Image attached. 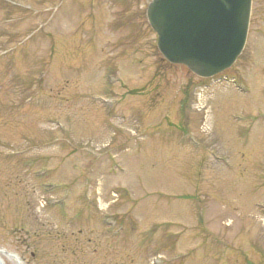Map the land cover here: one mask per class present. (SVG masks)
I'll return each instance as SVG.
<instances>
[{"label": "rangeland", "instance_id": "1", "mask_svg": "<svg viewBox=\"0 0 264 264\" xmlns=\"http://www.w3.org/2000/svg\"><path fill=\"white\" fill-rule=\"evenodd\" d=\"M17 1L34 11L0 10L3 264H264V0L217 82L162 58L150 0Z\"/></svg>", "mask_w": 264, "mask_h": 264}, {"label": "water", "instance_id": "2", "mask_svg": "<svg viewBox=\"0 0 264 264\" xmlns=\"http://www.w3.org/2000/svg\"><path fill=\"white\" fill-rule=\"evenodd\" d=\"M252 0H153L147 17L171 63L202 78L230 68L242 53Z\"/></svg>", "mask_w": 264, "mask_h": 264}, {"label": "trees", "instance_id": "3", "mask_svg": "<svg viewBox=\"0 0 264 264\" xmlns=\"http://www.w3.org/2000/svg\"><path fill=\"white\" fill-rule=\"evenodd\" d=\"M1 1V0H0ZM3 4V3H2ZM8 7H10V5H8ZM14 8V7H13ZM13 8H9L8 10H7V12H8V14H9V16H14V11H13ZM14 10H15V8H14ZM17 10V9H16ZM16 13V12H15Z\"/></svg>", "mask_w": 264, "mask_h": 264}]
</instances>
